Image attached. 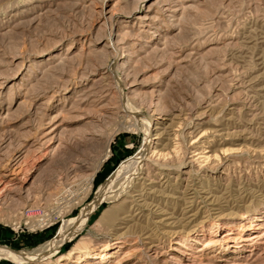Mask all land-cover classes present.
Listing matches in <instances>:
<instances>
[{
	"label": "rangeland",
	"instance_id": "obj_1",
	"mask_svg": "<svg viewBox=\"0 0 264 264\" xmlns=\"http://www.w3.org/2000/svg\"><path fill=\"white\" fill-rule=\"evenodd\" d=\"M147 122L137 184L25 264H264V0H0V245L52 239Z\"/></svg>",
	"mask_w": 264,
	"mask_h": 264
},
{
	"label": "bare ground",
	"instance_id": "obj_2",
	"mask_svg": "<svg viewBox=\"0 0 264 264\" xmlns=\"http://www.w3.org/2000/svg\"><path fill=\"white\" fill-rule=\"evenodd\" d=\"M115 71H116V69H114V73L117 72V71L116 72ZM122 106H123V110L126 113L133 115V117L135 118V125H139L140 122L145 121V117H143L142 114L138 110H136L129 102L127 103L125 98H124V104ZM140 124H142V123H140ZM128 126H130V125H128ZM152 126L153 125L150 122H147L146 128L144 127L145 132H146V136H145V141H144V144H143L140 152L135 157H132V158L125 160L120 165V167L116 171H114L111 174V176H109L107 181L99 186L95 197L90 202L86 203L81 208L79 214L75 218L67 219V221L63 222L64 224L61 226V228L59 229L57 234L52 239L40 244L38 247L31 249V250H13L10 247L0 245V258L3 257V258L11 259L14 262H16L17 264H25L26 262L36 263V262H43L44 260H47L48 258L52 257V255H54L55 252L58 251V249L63 244V242L72 238L80 229L82 230V228L85 225L90 214L96 209L97 206H99V204L101 202H103L104 200H108L110 202L117 200V198H119L122 194H124L128 190L129 186L132 185L131 187H133L136 179L142 178L141 173H143L144 161L147 159V156H148L147 154H148L149 148L152 145V139H154L156 137V136H153V132H152L153 127ZM203 134H205V133H203ZM197 154H198V152H197ZM209 154L211 155L212 153L209 152ZM209 154H207V157H210ZM19 159H20L19 155H17L16 157H12L6 165L8 167L7 169L10 170L12 167H14L18 163V161H20ZM77 166H75V167L77 168ZM80 167H81V165H80ZM91 178H93V177H91ZM116 186L118 187V189L115 188ZM119 203H121V202H119ZM124 208H125V206H124ZM113 210L114 209L111 207L106 208L102 212L101 216L99 217L98 222H103V221H107L109 219L111 220V218H114L115 214L113 215ZM185 213H186V211H185ZM116 216H118V215H116ZM115 219L116 218H114V220ZM231 251H233V250H231ZM110 252H111V248L106 247L104 250H102L100 252L99 251L83 252L79 255V258H81L82 260H87V259L88 260H93V259L95 260L97 258L98 259L100 258V260H105V259L109 258ZM62 261L63 260H55V261L52 260L51 264H65Z\"/></svg>",
	"mask_w": 264,
	"mask_h": 264
}]
</instances>
